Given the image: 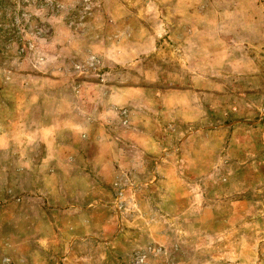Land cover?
Instances as JSON below:
<instances>
[{"label":"rangeland","instance_id":"1","mask_svg":"<svg viewBox=\"0 0 264 264\" xmlns=\"http://www.w3.org/2000/svg\"><path fill=\"white\" fill-rule=\"evenodd\" d=\"M0 264H264V0H0Z\"/></svg>","mask_w":264,"mask_h":264},{"label":"crops","instance_id":"2","mask_svg":"<svg viewBox=\"0 0 264 264\" xmlns=\"http://www.w3.org/2000/svg\"><path fill=\"white\" fill-rule=\"evenodd\" d=\"M135 90H139V91L142 90L143 92H145V90H147V89H143V87H140V88L124 87V88L119 89V92L121 94H123V96H126L128 93H130L132 91H135ZM145 94H148V92L145 93ZM154 96H159V94L154 93L153 97ZM194 132H196V131H194ZM204 132H206V131H204ZM206 134H207V132H206ZM209 134H213V133H209ZM113 141H115V145L118 143V145L120 146L119 150L113 151L112 149H105L104 147H102L100 149L99 148H96V149H98V152L96 154H98L99 157H104V156H107L108 157V162L105 165L106 167H109V166L110 167H113L116 163L119 162L118 160L121 157H124L125 154H127L128 149L131 148V146L128 143H126L125 141L121 140L119 137H116V136L113 137L112 138V142ZM207 142H209V141L207 140ZM108 143H109L108 146H111V143L110 142H108ZM209 144L212 145L211 142ZM235 145L237 147L241 146L242 149H244V146H243L244 144L241 143V142H239V141H237L235 143ZM228 147H230V144H228ZM103 150H106L107 152L104 154V153H102ZM117 152H122V154H118ZM98 156H96V172H99L100 171V173H101L102 167L99 164H102V161L99 160L100 158H98ZM98 161L101 162V163H97ZM105 173H107V171H105Z\"/></svg>","mask_w":264,"mask_h":264}]
</instances>
